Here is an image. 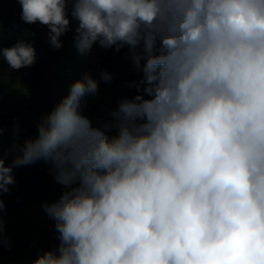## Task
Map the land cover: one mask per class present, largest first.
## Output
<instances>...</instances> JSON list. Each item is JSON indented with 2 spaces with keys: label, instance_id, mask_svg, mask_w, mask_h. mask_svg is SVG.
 <instances>
[{
  "label": "clouds",
  "instance_id": "1",
  "mask_svg": "<svg viewBox=\"0 0 264 264\" xmlns=\"http://www.w3.org/2000/svg\"><path fill=\"white\" fill-rule=\"evenodd\" d=\"M17 2L52 50L75 21L78 54L126 47L140 79L97 127L85 72L11 165L0 157V247L13 169L44 161L64 189L42 204L59 243L33 264H264V0ZM4 62L31 67L35 48L0 35V84Z\"/></svg>",
  "mask_w": 264,
  "mask_h": 264
},
{
  "label": "trees",
  "instance_id": "2",
  "mask_svg": "<svg viewBox=\"0 0 264 264\" xmlns=\"http://www.w3.org/2000/svg\"><path fill=\"white\" fill-rule=\"evenodd\" d=\"M0 35L3 47H9L19 40L32 44L36 51V62L31 67L22 68L20 86L34 91L44 105L45 114L49 113L69 93L75 80H68L55 72V65L65 49L68 41L75 36V21L71 22V30L60 39L63 47L52 50L48 42V29L39 23L28 25L21 19V5L17 0H4L0 3ZM94 47L100 52L99 63L106 68L119 64H132L128 49L119 52L114 48L103 49L98 44ZM8 69L6 62L3 70ZM67 84L68 87L56 94L50 84ZM33 108L14 87L0 84V157L5 165H11L18 154L17 148L1 143L16 133L13 125L18 124L28 136H38V124L32 121ZM15 184L10 185V192L3 195L5 209L3 211L4 235L6 242L0 247V264H33L41 254L55 249L58 245V233L55 221L49 219L42 208L44 203H52L59 199L63 192L61 185L54 179L51 165L44 161L13 169Z\"/></svg>",
  "mask_w": 264,
  "mask_h": 264
},
{
  "label": "rangeland",
  "instance_id": "3",
  "mask_svg": "<svg viewBox=\"0 0 264 264\" xmlns=\"http://www.w3.org/2000/svg\"><path fill=\"white\" fill-rule=\"evenodd\" d=\"M4 0H0L2 3ZM100 52L93 46L91 51L81 56L77 53L73 41H68L64 51L62 52L59 61L55 65V72L61 76H65L68 80H79L85 72L92 75L99 82V90L95 95L88 94L81 101V114L88 117L94 126L102 127L104 123L111 120L110 113L118 106V102L125 97L131 98L136 95L134 88L129 87L130 83L140 79V74L136 72L132 64L122 63L115 67L106 68L99 62ZM107 72L112 75L111 82H104L100 79V73ZM22 70H3L2 85H9L16 88L23 98L33 108L32 121L39 123L40 117L45 114L44 105L38 95L32 91L23 89L20 86V78ZM68 87L67 84L55 85L50 84V88L56 94L61 93ZM114 134V130L113 133ZM32 138L25 134L22 130L14 133L8 138L1 140L12 148H17V145L22 146L24 142Z\"/></svg>",
  "mask_w": 264,
  "mask_h": 264
}]
</instances>
